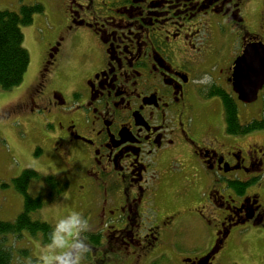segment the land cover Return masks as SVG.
Here are the masks:
<instances>
[{"label": "flooded vegetation", "instance_id": "1", "mask_svg": "<svg viewBox=\"0 0 264 264\" xmlns=\"http://www.w3.org/2000/svg\"><path fill=\"white\" fill-rule=\"evenodd\" d=\"M51 1L39 73L10 107L47 119L51 150L86 191L82 238L106 231L103 251L147 264L182 221L212 225L219 250L264 227V129L245 131L264 118V85L244 102L231 81L244 47L264 43V0ZM220 93L237 106L230 123Z\"/></svg>", "mask_w": 264, "mask_h": 264}, {"label": "rangeland", "instance_id": "2", "mask_svg": "<svg viewBox=\"0 0 264 264\" xmlns=\"http://www.w3.org/2000/svg\"><path fill=\"white\" fill-rule=\"evenodd\" d=\"M40 2L44 11L35 13L31 24L22 25L23 46L27 49L30 61L22 82L8 90L0 89V219L13 221L23 210V197L15 190L11 180L23 169L32 168L43 175L53 174L69 182L62 196L52 202H46L32 213L33 218L46 221L54 227L53 241L44 244L39 237L23 231L21 236L8 234L2 243L10 247L16 264H129L127 253L122 249L103 251L107 245L108 232H104L100 245L88 244L79 231L90 222L88 214L82 215L86 204V191L76 184V175L64 167L51 150L48 140L47 119L43 113H28L25 110L11 108L17 101L23 100L33 87L44 59L45 44L38 38L43 18L52 9L51 0H0V9L17 11L20 5ZM66 73V70H64ZM58 80L65 82L61 72ZM70 96V92L63 90ZM209 110L223 111L218 98L208 107ZM207 113H208V111ZM240 120L245 117L239 116ZM259 140H264V136ZM182 153L189 156V151L182 148ZM191 170L187 167V173ZM264 181V175L261 179ZM4 184H7L4 186ZM205 186H203L204 188ZM31 195L47 194L46 185L41 180H33L28 187ZM264 200V195L262 194ZM94 224V222H92ZM107 224H104L106 227ZM257 228V227H256ZM213 226L202 222H184L179 224L176 237L171 240L172 249L162 255L145 257L147 264H191V258L203 255L210 249L212 241L210 232ZM114 235V234H113ZM236 243L229 240L214 256L213 264H264V227L257 230H244ZM86 240V241H85ZM109 238L108 242L111 243ZM86 243V244H84ZM109 245V244H108ZM214 246V245H213ZM26 250L24 254L20 251ZM72 250V253L69 252ZM124 251V250H122ZM125 252V251H124ZM62 255H64L62 257ZM70 256V257H69ZM134 256V254H131ZM130 256V257H131Z\"/></svg>", "mask_w": 264, "mask_h": 264}, {"label": "trees", "instance_id": "3", "mask_svg": "<svg viewBox=\"0 0 264 264\" xmlns=\"http://www.w3.org/2000/svg\"><path fill=\"white\" fill-rule=\"evenodd\" d=\"M43 10L41 3L22 4L17 11L0 9V89L8 90L19 85L29 65L30 56L23 46L22 25L32 23L33 15ZM224 107L225 120L230 123L237 115V106L225 94L220 93ZM250 129H264V118L253 120L245 126ZM33 180H41L46 185L47 194L31 195L28 192L29 184ZM11 183L15 190L23 197V210L13 221L0 219V264H16L12 250L2 241L8 234L21 236L23 231L31 236L39 237L44 244L54 238V227L50 223L33 218L32 213L40 209L46 202L58 199L67 190L69 182L53 174L43 175L32 168H25L12 178ZM7 184H4L6 186ZM95 245H99V237L91 238ZM22 254L26 250L20 251Z\"/></svg>", "mask_w": 264, "mask_h": 264}, {"label": "water", "instance_id": "4", "mask_svg": "<svg viewBox=\"0 0 264 264\" xmlns=\"http://www.w3.org/2000/svg\"><path fill=\"white\" fill-rule=\"evenodd\" d=\"M262 58H264V43L261 41H257V42L248 43L244 47L242 54L238 56L234 61L233 73H232V79H231L232 88L237 94L238 98L244 102L254 101L257 97V92L261 88L262 85L259 88H256L254 91L245 90L244 94L241 95V92L237 90L238 84H239L240 70L242 69V67L245 65V63L249 59L254 60V66L258 69ZM221 243L222 241L215 244L214 248L211 251H209L205 256L201 257L200 259H198L197 262H194V263L195 264H210L209 263L210 259L219 250Z\"/></svg>", "mask_w": 264, "mask_h": 264}, {"label": "snow or ice", "instance_id": "5", "mask_svg": "<svg viewBox=\"0 0 264 264\" xmlns=\"http://www.w3.org/2000/svg\"><path fill=\"white\" fill-rule=\"evenodd\" d=\"M261 85H264V58L261 59L258 69L254 66V60L249 59L240 70L237 90L243 95L245 90L254 91Z\"/></svg>", "mask_w": 264, "mask_h": 264}, {"label": "clouds", "instance_id": "6", "mask_svg": "<svg viewBox=\"0 0 264 264\" xmlns=\"http://www.w3.org/2000/svg\"><path fill=\"white\" fill-rule=\"evenodd\" d=\"M50 259H51V257L46 258V264H47V260H50Z\"/></svg>", "mask_w": 264, "mask_h": 264}]
</instances>
